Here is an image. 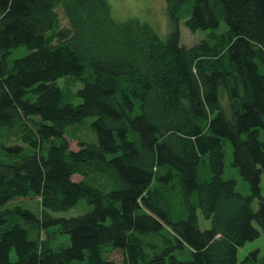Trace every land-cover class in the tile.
Returning <instances> with one entry per match:
<instances>
[{"label": "trees", "instance_id": "1", "mask_svg": "<svg viewBox=\"0 0 264 264\" xmlns=\"http://www.w3.org/2000/svg\"><path fill=\"white\" fill-rule=\"evenodd\" d=\"M164 2L161 39L108 0H0V264H264L237 260L264 233V0ZM181 21L208 36L183 46Z\"/></svg>", "mask_w": 264, "mask_h": 264}, {"label": "rangeland", "instance_id": "2", "mask_svg": "<svg viewBox=\"0 0 264 264\" xmlns=\"http://www.w3.org/2000/svg\"><path fill=\"white\" fill-rule=\"evenodd\" d=\"M108 4L111 8V17L116 22L122 23L123 21L128 20H138L142 24H147L150 26L153 31L161 38L165 39L166 35L170 33L173 30V25L171 24L169 15L167 14L166 9V3L164 0H108ZM59 19L61 20V26L67 27V21L64 19L62 10L60 8L57 9ZM179 36H180V42L183 46L189 47L194 44L199 43L200 40L206 38L208 36L209 31H195L190 32L185 28L183 25V21H181L179 24ZM224 26V25H222ZM26 54H28V51L26 47H19L14 49L10 55L7 57L6 61L8 64L15 61V59L25 57ZM59 84L61 82L59 81ZM75 103H78L76 100ZM89 132L87 130V127L84 126L83 129L76 135V139L69 140V146L72 150H78V142L84 137H90ZM261 140L264 141V136H261ZM232 148L230 143L226 144L225 147V168L223 172V179L224 180H233L235 182L236 191L237 193H240L243 196H249L250 195V188L249 185L243 180L241 175H239V172L237 169L232 167L231 161H232ZM79 176H74L72 178L73 181H80ZM261 196L264 197V174L261 176ZM13 205H24L28 206L31 209H34L38 211L40 205L39 200L37 198L32 199H21L16 200L9 205H7V208L12 207ZM252 207L256 211L258 209V201L254 200L252 203ZM85 207L83 204H79L76 206V208L65 211V212H59L52 214L53 216L57 217H72L76 216L77 213L84 211ZM197 220H198V226L201 230H207L210 228V220L203 219L200 211L197 212ZM253 226L255 229H257L260 233L259 237L253 240L252 242L245 243L241 248H239L238 254H237V260L238 262H241L245 256L249 255L252 251L259 250L260 256L264 255V233L261 231V229L258 227L256 222L253 223ZM69 239L66 236L58 235L53 246L56 247V245H62L66 246L68 244ZM107 257L109 259L116 261L118 264L122 261V256L119 251L111 250L109 253H107ZM185 259V258H184Z\"/></svg>", "mask_w": 264, "mask_h": 264}]
</instances>
